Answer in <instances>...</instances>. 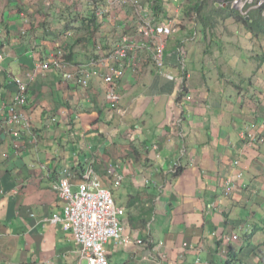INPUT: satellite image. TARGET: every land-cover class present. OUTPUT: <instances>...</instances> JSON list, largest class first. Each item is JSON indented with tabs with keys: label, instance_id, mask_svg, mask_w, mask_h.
<instances>
[{
	"label": "crops",
	"instance_id": "0c3cea01",
	"mask_svg": "<svg viewBox=\"0 0 264 264\" xmlns=\"http://www.w3.org/2000/svg\"><path fill=\"white\" fill-rule=\"evenodd\" d=\"M84 4L0 0V102L13 101L19 78L29 87L31 119L30 129L0 124V264H86L73 235L50 221L63 213L53 188L62 170L85 163L126 211V241L106 245L110 264H226L230 252L238 264H264L262 35L249 34L248 47L233 51L222 33L225 49H206L185 1L163 0L157 27L168 38L165 73L174 80L144 50L124 63L116 87L100 66L84 88L38 64L65 47L73 58L64 71L74 72L126 35L140 40L130 7L100 17ZM89 21L98 29H82ZM109 174L123 177L119 189ZM80 176L71 179L75 190ZM230 178L234 190L225 196Z\"/></svg>",
	"mask_w": 264,
	"mask_h": 264
},
{
	"label": "built area",
	"instance_id": "2783aa9c",
	"mask_svg": "<svg viewBox=\"0 0 264 264\" xmlns=\"http://www.w3.org/2000/svg\"><path fill=\"white\" fill-rule=\"evenodd\" d=\"M92 9H97L100 17H105L114 10L127 9L130 7L139 18L138 20V41L135 37L124 36L122 43L110 52L104 53L97 60H92L90 64L76 67L75 71H64L68 62L66 61V48L59 47L57 52L52 54L48 61L40 62L39 69L49 71L57 70L62 73L66 81L75 82L79 86H88L90 79L98 75L96 67H104L105 82L116 87L124 75V63H130L138 53L148 50L155 67L162 69L165 66L166 47L168 38L162 36L157 27L154 9L150 4H145L143 0H87ZM216 5L227 6L229 3L237 10L243 11L246 6L261 9L264 0L255 6L256 0H217ZM99 7V8H98ZM162 36V37H161ZM102 52V47H99ZM180 67L186 69L185 58L180 59ZM163 75V74H162ZM167 76V75H166ZM168 79L174 80L172 76ZM17 92L11 103L0 102V124L5 123L8 127L23 125L31 128V119L26 114L29 107V87L19 78L15 80ZM111 99L118 102L115 92H111ZM235 165H239L236 162ZM240 174L236 178H239ZM122 176L117 175L114 184L120 185ZM232 180H228L224 188L225 196L232 194L234 187ZM59 198L65 203L62 215L54 214L50 221L55 225H61L62 229L70 232L79 247L81 256L86 264H110L106 245L113 241L116 244L125 242V226L122 218L125 209L119 206L111 189L104 187L99 174L93 167L82 171V178L74 189L71 181V172L64 170L60 178L53 186ZM209 209L214 208V204L208 205ZM238 240L237 236L233 237Z\"/></svg>",
	"mask_w": 264,
	"mask_h": 264
},
{
	"label": "trees",
	"instance_id": "16d2710c",
	"mask_svg": "<svg viewBox=\"0 0 264 264\" xmlns=\"http://www.w3.org/2000/svg\"><path fill=\"white\" fill-rule=\"evenodd\" d=\"M185 1V15L191 20L192 19V15L193 14H197V13H204V16L203 17H205L206 15H207V5H206V1L207 0H184ZM147 4H150L151 5V7L154 9V13H155V18L156 19H159V17L164 13V10H163V0H148V3ZM133 10V9H132ZM214 12H213V14L214 15H219V14H221V13H225V12H229V14H230V16H227V19H226V27L225 26H223L224 25V20H223V23H221V25H220V29L219 30H222V31H225V34H229V41H228V45L230 46V48L231 49H233V51H234V49L235 50H238V48L240 49V50H244V48L246 47H248V46H245L244 44L246 43V41H250V40H247V36H245L244 34H242L241 32H239V33H235V32H233L232 31V29L230 28V30H229V28L227 27V21H229V20H231V21H233V23L235 24H241L242 26H244V27H246L248 30H249V32L251 33L250 35L252 36V38H259V35H261V33L262 34H264V13H263V10H261V9H257V10H254L253 12H251L252 14V17L250 16V19H246L243 15H241L239 12H236V11H230V10H228V9H219L218 7H216V5H215V7H214V10H213ZM215 12H217V13H215ZM219 13V14H218ZM208 16V15H207ZM206 19V18H205ZM204 19V20H205ZM234 19V20H233ZM235 21V22H234ZM253 21H255L254 23H252ZM235 24V25H236ZM92 28H94L93 30H96V29H98V25L97 24H95L94 23V21H89L88 23H84L83 24V27H82V29H85V30H87V31H91L92 30ZM256 28H259V32H256L255 33V29ZM81 29V28H80ZM80 29H78V30H80ZM218 30V31H219ZM92 33V32H91ZM232 33L235 35L234 37H233V39H231V35H232ZM258 33V34H257ZM225 34H220V33H218L217 32V35H214V41H215V43H216V46H215V49H225V48H223V46H224V42H223V36L225 35ZM253 34V35H252ZM256 37H255V36ZM126 36H128V35H126ZM122 43V42H121ZM120 43V44H121ZM210 45H211V42H210ZM102 47V46H101ZM208 47H211V46H209L208 45ZM213 47V46H212ZM214 48V47H213ZM102 49L104 50V47H102ZM115 49V48H114ZM105 50H106V48H105ZM110 52V51H109ZM67 54H66V61L68 60H71V58H73V55L71 56V52H66ZM183 53H185V52H183ZM165 54H166V52H165ZM100 57V55H98V54H96V53H94V55L92 56V58L91 59H93L94 60V58H95V60H97L98 58ZM185 63H186V69H185V71H183L182 69H181V72H182V74L183 75H186L187 74V72H188V64H187V56H185ZM165 68H166V62H165V66L162 68V69H159V73L160 74H164V75H167L166 73H165ZM181 68V67H180ZM90 84V83H89ZM79 86V85H78ZM89 86V85H88ZM88 86H83L84 88H87ZM117 103L118 102H114L113 101V104H112V108H114V109H117L118 108V106H117ZM90 167H93L94 168V170L96 171V173L97 174H99V170H98V168H96L95 167V165H94V163H85L84 164V166L83 165H81V167H79V168H65V169H63L62 170V172L64 171V170H68L69 172H71V179L72 178H75L76 177V175H77V173H79L81 176V178H82V171H86V170H88V168H90ZM61 172V173H62ZM106 172V174H108V172L107 171H105ZM80 178V179H81ZM115 180H116V177H115ZM115 180H114V182H115ZM122 182H123V177H122V179H121V182H120V185L119 186H116L114 183H113V188H114V190L115 189H119L120 187H121V185H122ZM112 193L114 194V191L112 190ZM225 195V194H224ZM116 201V200H115ZM125 213H126V211H125ZM125 216V215H124ZM231 253L232 252H230L229 253V255H230V260L228 261V262H226V264H238V262H240L241 260H239L238 259V257L237 258H235V257H231ZM235 262V263H234Z\"/></svg>",
	"mask_w": 264,
	"mask_h": 264
},
{
	"label": "rangeland",
	"instance_id": "374dc122",
	"mask_svg": "<svg viewBox=\"0 0 264 264\" xmlns=\"http://www.w3.org/2000/svg\"><path fill=\"white\" fill-rule=\"evenodd\" d=\"M82 1H84V0H82ZM262 0H256V2H255V6H257V4H259V2H261ZM218 1L217 0H207L206 1V5H207V15L205 16V17H203L204 16V13H197V14H193L191 17H192V22H193V26H194V28L195 29H197V31H195L196 33H199V37H198V41H197V43L199 44V45H202V46H204L206 49H210V47H206V45H205V43H204V39L207 41L208 40V42H209V44H210V42H211V45L210 46H213V47H215L216 46V44H215V42L212 40V41H210L211 40V36L210 35H217V32L218 33H220V34H222V33H225V31H222V30H219L220 29V25H221V22H223V20H224V25L223 26H225L226 27V19H227V16H230V14H229V12L227 11V12H225V13H221V14H219V15H214L213 14V10H214V7H215V4L217 3ZM85 4L88 6V8L90 7V4H89V2L87 1V0H85ZM84 4V6H85V8L84 9H87V7H86V5ZM74 5H76V6H80V4H74ZM219 9H228V10H230V11H236V12H239L241 15H243L247 20L248 19H250V16L252 17V13L251 12H253L254 10H257V9H259V8H256V9H254V8H251L252 6H246V8L243 10V11H241V10H237V9H234L233 7H232V4L231 3H229L227 6H217ZM88 10V9H87ZM261 10H263V13H264V6L261 8ZM76 12V11H75ZM184 13H185V9H184ZM215 13H217V12H215ZM79 16V15H78ZM264 17V16H263ZM185 18H188L187 16H185ZM206 18V19H205ZM224 18V19H223ZM253 18V17H252ZM205 19V20H204ZM234 20V19H233ZM189 22H191L190 20H189ZM235 22V21H234ZM255 21H253L252 23H254ZM236 24V23H235ZM235 24L233 23V21H231V20H229V21H227V27L229 28V30H230V28L233 30V32H235V33H239V32H241L242 34H244L245 36H249V34H251L250 32H249V30L246 28V27H244V26H242L241 24H240V26H242V27H238V28H241L240 29V31L239 30H237L236 29V27H234L235 26ZM181 27L183 28V29H187L188 28V24H186V22H185V24H183V25H181ZM181 29V28H180ZM219 30V31H218ZM207 31H209V35H208V33H207ZM256 32H259V28H256L255 29V33ZM202 33H204V39H203V37H202ZM201 34V35H200ZM258 34V33H257ZM253 35V34H252ZM261 38H262V40H260V42L263 44L264 43V34H262L261 33ZM255 36V35H254ZM162 37V36H161ZM192 37H193V35H192ZM256 37V36H255ZM216 59H218V58H216V57H212L211 58V60H216ZM122 77H124V75L122 76ZM249 90V89H248ZM110 96H111V94H110ZM111 169V168H110ZM112 170V169H111ZM110 175V174H109ZM111 177V182L113 181L114 182V176H112V175H110ZM230 180H232L231 178H230ZM113 197H114V199L116 200V196H115V193L113 194Z\"/></svg>",
	"mask_w": 264,
	"mask_h": 264
},
{
	"label": "clouds",
	"instance_id": "9594fccd",
	"mask_svg": "<svg viewBox=\"0 0 264 264\" xmlns=\"http://www.w3.org/2000/svg\"><path fill=\"white\" fill-rule=\"evenodd\" d=\"M182 56L185 58V54H184L183 52H182V55H181V57H182Z\"/></svg>",
	"mask_w": 264,
	"mask_h": 264
}]
</instances>
